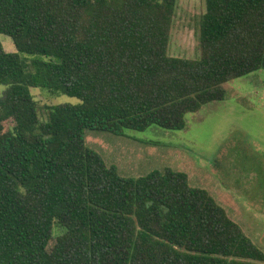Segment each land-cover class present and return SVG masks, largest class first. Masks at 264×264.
<instances>
[{
	"label": "trees",
	"instance_id": "obj_1",
	"mask_svg": "<svg viewBox=\"0 0 264 264\" xmlns=\"http://www.w3.org/2000/svg\"><path fill=\"white\" fill-rule=\"evenodd\" d=\"M177 3L0 0L17 49L0 44V264H264L188 174L124 177L87 145L89 131L184 130L225 84L264 70V0H205L196 59L169 55ZM37 88L81 104L43 122Z\"/></svg>",
	"mask_w": 264,
	"mask_h": 264
},
{
	"label": "rangeland",
	"instance_id": "obj_2",
	"mask_svg": "<svg viewBox=\"0 0 264 264\" xmlns=\"http://www.w3.org/2000/svg\"><path fill=\"white\" fill-rule=\"evenodd\" d=\"M205 9V0H178L170 56L199 57V26ZM0 44L8 53L17 52L10 37L0 34ZM224 88L225 99L188 114L184 130L153 126L145 132L126 131L120 137L89 131L86 142L124 177L138 178L167 167L185 172L191 185L208 190L264 251V70ZM4 90L0 87V98ZM31 92L40 104L43 122L48 121L47 107L81 104L78 98L42 88Z\"/></svg>",
	"mask_w": 264,
	"mask_h": 264
}]
</instances>
